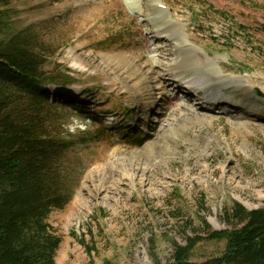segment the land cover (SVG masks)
Returning <instances> with one entry per match:
<instances>
[{
  "label": "rangeland",
  "instance_id": "rangeland-1",
  "mask_svg": "<svg viewBox=\"0 0 264 264\" xmlns=\"http://www.w3.org/2000/svg\"><path fill=\"white\" fill-rule=\"evenodd\" d=\"M2 10L0 38L30 26L47 47L44 70L75 79L49 92L50 128L71 142L78 183L50 215L57 263L166 264L191 238L201 239L193 260L221 255L226 242L200 221L232 229V203L264 208V0H14ZM241 78L261 98L257 116L198 104L209 87L243 96Z\"/></svg>",
  "mask_w": 264,
  "mask_h": 264
},
{
  "label": "trees",
  "instance_id": "trees-1",
  "mask_svg": "<svg viewBox=\"0 0 264 264\" xmlns=\"http://www.w3.org/2000/svg\"><path fill=\"white\" fill-rule=\"evenodd\" d=\"M13 1L0 0V35L2 8ZM46 48L30 26L0 38V264H58L62 237L50 215L67 207L78 185L67 165L71 142L50 128L57 116L49 108L51 86L67 87L75 79L44 70ZM85 93L93 97L95 91ZM78 104L83 113L89 109ZM225 214L234 228L212 230L205 219L200 221L207 238L226 242L221 255L193 260L201 239L191 238L176 246L166 264H264V208L234 202Z\"/></svg>",
  "mask_w": 264,
  "mask_h": 264
},
{
  "label": "bare ground",
  "instance_id": "bare-ground-1",
  "mask_svg": "<svg viewBox=\"0 0 264 264\" xmlns=\"http://www.w3.org/2000/svg\"><path fill=\"white\" fill-rule=\"evenodd\" d=\"M131 4L134 5L135 2L131 1ZM174 33L176 34V32ZM237 82H239L237 90L238 92L243 93V96H239L238 93L223 92L222 94H215L212 92L213 87H211V89H209L210 88L209 87V88H204L203 90H198V91L196 90V95L200 100L198 104L202 102L208 103V106H205L206 108L222 111L223 113H227L235 119L241 120V122L245 121L246 119L257 116L259 112V105L261 98L254 94L253 92L254 86L251 85V82L248 79L243 80L241 78L237 80ZM218 83L219 82H217L216 84ZM217 86L218 87L220 86L219 88L223 87L222 84H218ZM185 88L188 91L189 89L190 90L196 89V86L193 85L192 83L191 84L188 83Z\"/></svg>",
  "mask_w": 264,
  "mask_h": 264
}]
</instances>
